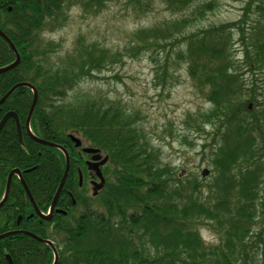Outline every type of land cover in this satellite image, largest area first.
<instances>
[{"label": "trees", "instance_id": "trees-1", "mask_svg": "<svg viewBox=\"0 0 264 264\" xmlns=\"http://www.w3.org/2000/svg\"><path fill=\"white\" fill-rule=\"evenodd\" d=\"M99 1L19 0L1 20L20 61L0 73V86L15 78L37 89L31 129L38 138L64 147L69 158L58 200L69 210L57 231L46 237L61 248L58 264H264V0H247L242 17L233 23L186 32L193 23L187 17L135 30L123 52L78 37L70 53L53 59L56 47L42 45L38 33L46 26L60 28L66 20L64 7L80 5L85 13H96ZM125 2L143 11L152 0ZM213 2L203 3L194 13L203 6L198 11L203 16ZM176 40L180 50L173 62L183 65L208 105L190 121L196 130L206 133L204 126L210 128L208 145L202 147L208 149L212 168L206 185L198 176L180 175L163 163L159 151L145 140L142 118L126 103L89 95L65 101L76 84L117 64L120 53L134 57L148 52L154 61L153 50L164 51ZM235 45L241 47L240 60L234 57ZM169 57L162 76L156 75V86L160 80L166 87L174 76L168 73ZM13 61V51L2 41L0 67ZM246 72L254 77L250 87L242 77ZM29 105L30 98L21 116ZM69 134L108 155L105 188L97 197H87L83 188L75 187L77 170L84 167L77 166L78 148ZM15 166L29 170L26 185L38 209L46 211L64 172L63 153L25 138L22 146L17 142ZM17 188L11 190L14 196ZM71 201L75 207H70ZM203 229L210 239L201 235ZM17 246L42 244L24 236L18 237ZM28 255L33 262L51 263L50 251L46 262L36 259L34 251ZM23 256L18 255V261Z\"/></svg>", "mask_w": 264, "mask_h": 264}, {"label": "rangeland", "instance_id": "rangeland-1", "mask_svg": "<svg viewBox=\"0 0 264 264\" xmlns=\"http://www.w3.org/2000/svg\"><path fill=\"white\" fill-rule=\"evenodd\" d=\"M152 0L143 11H136L125 0H100L95 8L96 13H85L80 5L64 7L66 20L60 28L50 30L46 26L38 33L42 45L52 43L56 47L53 59L70 53L78 37L93 41L106 49L123 52L129 48V35L135 30L146 28L156 23L192 18V29H205L222 23H233L242 17V10L247 0H214L213 8L198 16L194 10L211 0H182L186 5L175 4V0ZM213 1V0H212ZM176 3V2H174ZM47 49V48H46ZM180 50L179 40L162 50H153L154 61L147 53L137 56L122 55L120 61L100 74L76 84L67 94L65 101L69 102L76 96L106 97L126 103L128 110L134 111L142 118L140 128L149 146L157 149L163 163L177 168L180 175L198 176L202 185H206L212 176V168L208 164V149L202 150L209 136L210 128L204 126V131L191 127L190 121L198 111H205L208 105L203 94L193 86L183 65L174 64L175 53ZM234 57L241 58V47L233 49ZM169 57L168 73L170 84L164 87L159 80L156 86V75L162 76L165 56ZM238 60V63L240 61ZM241 65V64H239ZM176 68L174 71L173 69ZM241 74L244 70H240ZM249 87L254 77L249 73L242 76ZM170 78V77H169ZM258 82L260 80H257ZM257 82V83H258ZM162 85V86H161ZM208 170L207 176L201 173ZM206 194V193H205ZM205 239L211 235L203 229L200 231Z\"/></svg>", "mask_w": 264, "mask_h": 264}, {"label": "flooded vegetation", "instance_id": "flooded-vegetation-1", "mask_svg": "<svg viewBox=\"0 0 264 264\" xmlns=\"http://www.w3.org/2000/svg\"><path fill=\"white\" fill-rule=\"evenodd\" d=\"M15 3H19V0H0V31L3 32L5 36L7 37L8 35L2 28V23H5V22H1V20L4 19L5 14L10 13L12 5ZM2 41L3 43L5 42L4 39L0 37V45ZM9 83H10V80L8 81L6 80L2 83L4 84V86H0V99H2L16 85L28 84V86L34 87L32 84L28 83L27 81H16L15 78L12 84H9ZM28 86L17 87L10 94V96L0 104V202L5 197V190L8 184V176L12 171L19 170V172L21 173V179L26 185V177H24V174L26 171H29V170L20 169L15 166V149H16L17 142L20 144V146H22L25 138H29L33 140L28 131L29 129L31 133L34 135V132L31 129L32 127L31 118H29V120L27 121L31 101L33 98V91ZM19 90L21 91V93L17 95L16 91H19ZM36 94L38 98L37 89H36ZM28 98H30V105L27 109L25 117H23L21 116V112L25 110V103L27 102ZM11 113L16 115L17 120L13 116H11ZM6 115L8 116L5 118ZM17 123L19 124V127H20L22 142H20V139H19V135L17 131ZM34 136L37 137L36 135ZM77 148H78L77 149L78 151H76V153L78 157H77V160L75 161L76 162L79 161L80 164L79 163L78 164L76 163V164L79 167L82 165L84 168L83 169L80 168V170L77 168L78 169L77 170L75 167V169L77 170V173H76L77 180L75 181V187L78 190L83 188L85 190L84 195L87 197H91V196L97 197L100 195V193L105 188V184H106V175H105L106 170L105 169L109 165L108 155L104 154L102 151H99L95 154L84 153L83 152L84 148L96 149L95 147H91L85 143H82L81 146ZM25 154H27L26 149H25ZM105 157L107 158V160L103 162V159ZM88 162L91 163L93 166H98V169L100 170L102 177H103V185L97 190L96 195H94L93 188L95 187V184L100 183V178L96 175L95 171L90 170L88 168V165H87ZM79 172H81L82 174V185L81 186H79ZM21 179L15 173L11 176L7 196L5 197L4 201L0 205V264H40V262L38 261L33 262L29 260V258H27L29 257L28 254L31 251H34L36 253V257H35L36 259H39V260L42 259L44 260V262L47 261L49 251H50L51 253V263L50 264L54 262V252H55L57 255L56 264H58V260H59L58 254L61 248L55 246L56 242L54 240L46 238V237H48L49 235L52 236L54 232L57 231V228L59 227L60 222L63 220L64 217L67 216V213H68L67 210H69V207L62 208L59 206L58 200L61 195V192H60L51 212H50V206H51L53 197L51 199L50 204L47 207V210L40 211L43 214V217L41 218L40 216L36 214L32 204L30 203L25 193V189L23 187ZM59 182H60V179L58 181V184L55 186L56 187L55 191L57 190ZM17 185H19L20 188L19 189L17 188L18 193L17 195L15 194L14 196L11 190L13 187ZM21 192H22V195L26 198V200L29 201L33 212H29L30 209L26 207L25 205L26 201L20 195ZM66 195L68 199L73 198L72 194L70 193H67ZM75 205H76L75 201H71L70 207H75ZM34 216L36 217V219L33 218ZM30 219L31 221L28 222V220ZM23 226L26 228H23ZM18 231L29 232L41 238L42 240L50 241L54 247V250L50 246L43 244V243H41L42 246H34V247L17 246L18 237H24V236L28 237L25 234L15 233ZM22 254L24 255L23 259L18 261V255H22Z\"/></svg>", "mask_w": 264, "mask_h": 264}, {"label": "water", "instance_id": "water-1", "mask_svg": "<svg viewBox=\"0 0 264 264\" xmlns=\"http://www.w3.org/2000/svg\"><path fill=\"white\" fill-rule=\"evenodd\" d=\"M0 36H1V37H2V38L8 43V45L10 46V48L12 49V51H13V53H14V55H15V60H14V62H12L11 64H9V65H7V66H5V67L0 68V73H1V72H4V71H7V70H9V69L14 68V67L19 63L20 57H19V54H18L17 50H16L15 47L13 46V44L8 40V38H7V37H6L1 31H0ZM20 86H28V85H27V84H19V85L14 86V87H13V88H12V89H11L6 95H5L2 99H0V104H1V103H2V102H3V101H4V100H5V99H6V98H7V97L13 92V91H14L15 88L20 87ZM28 87L31 88L32 91H33V98H32V103H31V106H30V109H29V113H28L27 121L29 120V118H30V116H31V114H32V112H33V109H34V107H35L36 100H37L36 90H35L33 87H30V86H28ZM249 108H251V106H249ZM7 116H8V115H6L5 118H6ZM11 116H13L14 118H16V120H17V117H16L15 114L11 113ZM17 131H18V135H19L20 142H21V141H22V137H21L20 127H19V124H18V123H17ZM31 137H32V139H33L34 141H36V142H38V143H40V144H43V145H46V146H49V147L59 148L61 151H63L64 156H65V169H64V172H63L62 178H61V180H60V183H59V185H58V187H57V190H56V192H55V195L53 196V199H52V202H51V206H50V212H51L52 209H53V207H54V205H55V202H56V200H57V198H58V196H59V194H60V192H61V189H62V186H63V184H64V181H65V179H66V176H67V173H68V170H69V158H68V155H67L66 151H65L63 148H61V147H59V146H57V145H55V144H53V143H50V142H46V141L40 140V139L34 137L33 135H31ZM69 138H70L71 141L74 143L75 147H79V146L81 145L79 139L74 138L73 136H69ZM83 152H84V153L95 154V153L98 152V150H96V149H92V148H84V149H83ZM106 160H107V158L105 157V158L103 159V162H105ZM87 165H88V168H89L90 170L95 171L96 175L100 178V183L95 184V187L93 188V190H94V195H95V194L97 193V190L103 185V177H102V174H101L100 170L98 169V166H93V165H92L91 163H89V162L87 163ZM14 173L17 174V175L19 176V178L21 179V175H20L19 170H14V171H12V172L9 174V176H8V184H7V187H6V190H5V197L7 196V192H8V188H9V182H10L11 176H12ZM207 173H208V171H207V170H204V171L202 172V175H206ZM21 181H22L23 187H24V189H25V193H26V195H27V197H28L30 203L32 204V206H33V208H34L36 214L41 216V214H40V212H39V210H38V208H37V206H36V204H35V202H34V200H33V198H32V195L30 194V191L28 190L27 186L25 185V183L23 182L22 179H21ZM81 183H82V178H81V174H80V177H79V185H80V186H81ZM5 197H4L3 200L0 202V205H1L2 202L4 201ZM41 217H42V216H41ZM15 233L25 234V235H27V236L33 238L34 240H36V241H38V242H40V243H44V244L50 246V247L54 250V247H53V245L51 244V242H49V241H47V240H42V239L38 238L37 236H35V235L29 233V232H20V231H18V232H15ZM54 254H55V255H54V262H53V264H56V262H57V255H56L55 252H54Z\"/></svg>", "mask_w": 264, "mask_h": 264}]
</instances>
